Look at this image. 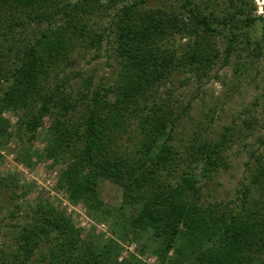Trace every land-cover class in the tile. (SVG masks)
<instances>
[{"label":"trees","instance_id":"trees-1","mask_svg":"<svg viewBox=\"0 0 264 264\" xmlns=\"http://www.w3.org/2000/svg\"><path fill=\"white\" fill-rule=\"evenodd\" d=\"M152 1L0 0V142L12 136L3 116L8 109L21 111L15 134L30 144L44 119L54 116L47 155L67 162L57 184L72 202L109 214L97 189L102 177L110 178L122 186L125 202L141 206L126 230L151 232L162 261L264 264V154L255 156L234 207L206 202L202 181L228 165L230 139L223 134L178 144L186 106L176 113L161 97L177 70L210 72L222 57L220 35L228 41L226 63L243 30L249 47L261 53L264 16L247 13L248 0H228L220 12L197 0ZM104 15L119 74L111 82L75 86L72 77L60 76L63 65L85 37L101 42L103 34L91 28ZM135 130L138 139L130 144ZM18 184L0 173V189L17 195ZM104 236H83L64 211L37 204L14 243L0 246V264H29L40 250L49 264H145L133 254L119 260V244Z\"/></svg>","mask_w":264,"mask_h":264},{"label":"rangeland","instance_id":"rangeland-1","mask_svg":"<svg viewBox=\"0 0 264 264\" xmlns=\"http://www.w3.org/2000/svg\"><path fill=\"white\" fill-rule=\"evenodd\" d=\"M171 1L173 6L182 2ZM197 2L203 7L212 5L218 12L225 11L229 6L228 0ZM151 3L154 6L162 4L156 0ZM246 11L252 16H264V0H248ZM259 27L256 25L257 30ZM91 30L103 34L101 42L92 44L89 37L78 42L60 74L61 77H72L75 86L87 80L95 85L98 82H111L119 74L120 63L114 51L113 34L108 35L110 17L104 15L96 18ZM243 33L244 30L238 33L236 49L227 63L222 58L228 41L227 37L220 35L217 45L222 57L207 75L200 76L195 70H177L161 93L163 99L171 101L176 113L182 112L186 106L179 118L178 144L189 143L194 137L219 139L223 134L229 137L226 151L228 165L206 183L202 182L206 202L233 207L239 201L238 191L256 163L255 156L264 154V49L261 53L254 51L246 43ZM251 36L254 37V34ZM177 38L187 42V37ZM20 114L21 111L13 109L3 113L10 123L12 136L0 142V173L14 175L19 184L17 195L5 188L0 189V246L5 248L14 243L15 235L29 221L37 204H50L71 217L76 226L82 229L83 236L104 233L106 239H115L119 244V260L133 254L145 264H169L156 253L157 242L151 237V232L126 230L128 220L137 214L141 206L139 203L125 202L123 188L114 180L102 177L98 184V194L110 211L105 216L97 215L82 200L72 202L69 199L57 184L67 162L47 155L54 116L44 119L30 144L20 141L15 134ZM138 133L139 130L130 133V144L137 141ZM41 252L38 251L29 264H49ZM173 255L174 251H171L169 256Z\"/></svg>","mask_w":264,"mask_h":264}]
</instances>
